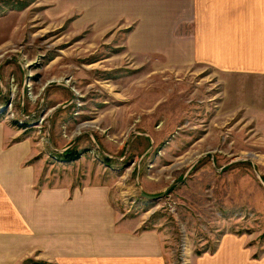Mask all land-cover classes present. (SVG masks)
<instances>
[{
	"label": "rangeland",
	"instance_id": "obj_1",
	"mask_svg": "<svg viewBox=\"0 0 264 264\" xmlns=\"http://www.w3.org/2000/svg\"><path fill=\"white\" fill-rule=\"evenodd\" d=\"M61 5L73 10L0 0V123L31 144L36 189L110 188L124 217L163 233L172 264L214 254L226 236L263 258L264 80L164 69L132 56L131 29L99 33L82 0ZM9 103L14 115H1ZM171 185L158 202L141 195Z\"/></svg>",
	"mask_w": 264,
	"mask_h": 264
},
{
	"label": "crops",
	"instance_id": "obj_2",
	"mask_svg": "<svg viewBox=\"0 0 264 264\" xmlns=\"http://www.w3.org/2000/svg\"><path fill=\"white\" fill-rule=\"evenodd\" d=\"M53 3L57 13L61 0ZM97 32L131 29L133 57L164 69L195 65L264 80V0H82ZM0 123V264H172L166 237L124 217L102 186L36 189L28 141ZM12 145V146H11ZM242 239L225 237L192 264H264ZM31 262L28 263V261Z\"/></svg>",
	"mask_w": 264,
	"mask_h": 264
},
{
	"label": "trees",
	"instance_id": "obj_3",
	"mask_svg": "<svg viewBox=\"0 0 264 264\" xmlns=\"http://www.w3.org/2000/svg\"><path fill=\"white\" fill-rule=\"evenodd\" d=\"M31 2L29 1H22L19 5L13 6L15 10H23L29 6ZM63 159L68 161H74L77 159L76 154H74L72 151H66V153L63 154L62 156ZM37 264V263H36ZM43 264H48V263H43Z\"/></svg>",
	"mask_w": 264,
	"mask_h": 264
},
{
	"label": "water",
	"instance_id": "obj_4",
	"mask_svg": "<svg viewBox=\"0 0 264 264\" xmlns=\"http://www.w3.org/2000/svg\"><path fill=\"white\" fill-rule=\"evenodd\" d=\"M207 154H210V153H207ZM181 182L183 183L184 180ZM172 189H173V185L169 186L168 188L165 189L163 193L158 194V195H152L148 193H142L141 195L145 200L152 201V202H158L162 200L164 197H166L167 193Z\"/></svg>",
	"mask_w": 264,
	"mask_h": 264
},
{
	"label": "built area",
	"instance_id": "obj_5",
	"mask_svg": "<svg viewBox=\"0 0 264 264\" xmlns=\"http://www.w3.org/2000/svg\"><path fill=\"white\" fill-rule=\"evenodd\" d=\"M4 107H5L6 109L4 110V112H2L1 115H4V113L7 114V115H9L8 113H10V112L14 115V109L11 108V103H9V104H7V105H3L1 108L4 109ZM9 117H10V115H9ZM173 211H174V209H171V212H172V213H173Z\"/></svg>",
	"mask_w": 264,
	"mask_h": 264
}]
</instances>
